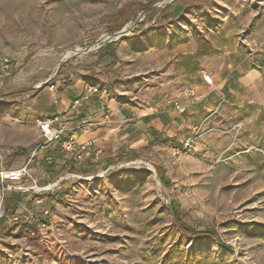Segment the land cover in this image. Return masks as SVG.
Returning <instances> with one entry per match:
<instances>
[{
    "label": "rangeland",
    "instance_id": "obj_1",
    "mask_svg": "<svg viewBox=\"0 0 264 264\" xmlns=\"http://www.w3.org/2000/svg\"><path fill=\"white\" fill-rule=\"evenodd\" d=\"M134 1L153 11L118 15ZM243 2L0 0V56L10 73L0 90V264H264V107L200 122L197 150L181 156L172 145L182 137L162 135L123 148L106 138L73 155L64 138L43 144L39 128L46 116L38 110L77 74L86 89L114 92L115 66L102 60L105 44L98 48L106 35L133 26L114 42L124 68L139 72L152 55L177 51L185 30L243 20ZM141 73L128 84L153 72ZM82 132L72 133L78 143ZM22 167L30 176L6 178ZM12 195L27 197L6 211ZM174 201L186 226L219 239L182 230Z\"/></svg>",
    "mask_w": 264,
    "mask_h": 264
},
{
    "label": "crops",
    "instance_id": "obj_2",
    "mask_svg": "<svg viewBox=\"0 0 264 264\" xmlns=\"http://www.w3.org/2000/svg\"><path fill=\"white\" fill-rule=\"evenodd\" d=\"M243 6V20L216 22L201 32L185 30L177 51L152 55L148 64L139 65V72L125 69V55L118 51L114 92H89L77 74L65 83L66 89L51 93V106L47 103L38 111L46 118L57 117L54 126L65 129L63 138L82 123L103 122V127L77 134V140L95 139L103 145V139L114 138L123 148L159 135L182 141L202 121L264 107V0H246ZM241 37L254 47L252 53L240 45ZM6 66L0 56V90L10 76ZM147 71L154 74L138 87L128 84V78ZM204 73L211 75V85Z\"/></svg>",
    "mask_w": 264,
    "mask_h": 264
},
{
    "label": "built area",
    "instance_id": "obj_3",
    "mask_svg": "<svg viewBox=\"0 0 264 264\" xmlns=\"http://www.w3.org/2000/svg\"><path fill=\"white\" fill-rule=\"evenodd\" d=\"M104 44V43H103ZM103 44H99L98 48H101ZM240 45H244L248 48V50L252 53L254 51V47H252L247 41L245 37H241L240 39ZM204 72V71H202ZM204 81L207 84H212V77L210 74L204 73L203 75ZM89 92H97L98 88L96 86H91L88 90ZM79 100L76 101L78 103ZM176 108L180 111H182V107L176 103ZM57 117L54 118H46L40 121L39 128L41 131V137L44 138L43 144H52L59 140H63V133L65 132L64 128H56L54 126V123L56 121ZM99 123L97 122H89L85 123L84 125H78L73 130H80L83 129V131L88 132L91 129L98 126ZM203 126L195 127L193 132L189 134L184 140H182L179 144H173L172 145V153L176 156H181L183 154L193 153L197 150V142L198 138L200 136V131ZM96 144L95 139H90L84 143H78L73 135H69L67 138H64V140L60 143V146L63 151L67 153H71L73 155H79L82 156L84 153L89 151L93 145ZM47 163H52L54 161V156L49 155L46 157ZM30 176L28 167H22L19 169H15L13 171H9V173L6 175V178L14 183L20 182L25 176ZM22 187V186H21Z\"/></svg>",
    "mask_w": 264,
    "mask_h": 264
},
{
    "label": "trees",
    "instance_id": "obj_4",
    "mask_svg": "<svg viewBox=\"0 0 264 264\" xmlns=\"http://www.w3.org/2000/svg\"><path fill=\"white\" fill-rule=\"evenodd\" d=\"M136 10V12L138 11H153L151 9V5H145L142 4L140 2L134 1L132 2L129 6L124 7L122 10L119 11L118 15L119 16H123L126 12H128V10ZM116 46H117V42H111L108 43L107 45H105V49H106V53L105 55L102 57V60H110L108 61L105 65L107 67L113 66L116 63L117 60V53H116ZM16 154H21L20 151H18ZM161 172H164L162 169H160ZM163 180H166V175L164 174L162 176ZM24 196L22 197V195H12L10 197H6L4 199V204L6 207V211H9L11 209L13 210H17L22 202L26 199ZM172 208L176 217V223L180 226V228L184 231H187L193 235H197V234H201V233H208L213 237H216L217 239H219L218 235H216L212 230H197L196 228L190 227V226H186L184 221L181 218V213L182 210L180 209V203L179 201H174L172 204Z\"/></svg>",
    "mask_w": 264,
    "mask_h": 264
},
{
    "label": "water",
    "instance_id": "obj_5",
    "mask_svg": "<svg viewBox=\"0 0 264 264\" xmlns=\"http://www.w3.org/2000/svg\"><path fill=\"white\" fill-rule=\"evenodd\" d=\"M146 11H143L142 13H145ZM140 16V15H139ZM139 18V17H138ZM138 18L136 19V21L134 22V27L137 25L138 23ZM131 28H133V26H126L123 29L117 31L114 34L111 35H106L101 41H105V45H107L108 43L114 42L115 40H118L119 38H121L122 36H125L128 32H130ZM103 44V45H104ZM85 53L87 52L85 49H77V53ZM62 67V63L59 64V69ZM58 71L55 74H58ZM53 78V77H52ZM52 78L48 79L47 82H49ZM1 191V189H0Z\"/></svg>",
    "mask_w": 264,
    "mask_h": 264
},
{
    "label": "bare ground",
    "instance_id": "obj_6",
    "mask_svg": "<svg viewBox=\"0 0 264 264\" xmlns=\"http://www.w3.org/2000/svg\"><path fill=\"white\" fill-rule=\"evenodd\" d=\"M77 49V48H76ZM74 51V50H73ZM77 51V50H76ZM0 205H2V199H1V196H0Z\"/></svg>",
    "mask_w": 264,
    "mask_h": 264
}]
</instances>
